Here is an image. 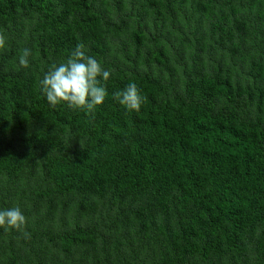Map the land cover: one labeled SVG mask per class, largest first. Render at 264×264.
Instances as JSON below:
<instances>
[{
    "label": "trees",
    "instance_id": "1",
    "mask_svg": "<svg viewBox=\"0 0 264 264\" xmlns=\"http://www.w3.org/2000/svg\"><path fill=\"white\" fill-rule=\"evenodd\" d=\"M0 32V209L30 233L0 264H264V0H0ZM78 44L94 116L40 88Z\"/></svg>",
    "mask_w": 264,
    "mask_h": 264
},
{
    "label": "clouds",
    "instance_id": "2",
    "mask_svg": "<svg viewBox=\"0 0 264 264\" xmlns=\"http://www.w3.org/2000/svg\"><path fill=\"white\" fill-rule=\"evenodd\" d=\"M7 37L0 32V49L6 47ZM84 45L78 44L66 62L59 65L52 64L50 69L40 80V88L47 102L52 108L66 104L73 110H83L94 116L95 110L102 105L108 96L106 87L99 78L107 81L111 75L100 62L87 55ZM31 52L25 48L19 57L21 67L29 66ZM121 105L128 110L139 111L146 99L136 83H130L124 90L113 94ZM27 218L19 207L0 209V228L15 229L27 237L30 233L25 231Z\"/></svg>",
    "mask_w": 264,
    "mask_h": 264
}]
</instances>
